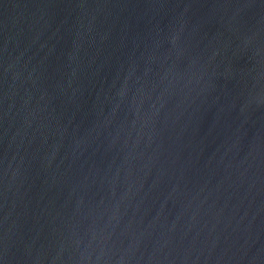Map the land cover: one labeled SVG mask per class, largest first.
<instances>
[{
	"label": "water",
	"instance_id": "water-1",
	"mask_svg": "<svg viewBox=\"0 0 264 264\" xmlns=\"http://www.w3.org/2000/svg\"><path fill=\"white\" fill-rule=\"evenodd\" d=\"M0 264H264V0H0Z\"/></svg>",
	"mask_w": 264,
	"mask_h": 264
}]
</instances>
